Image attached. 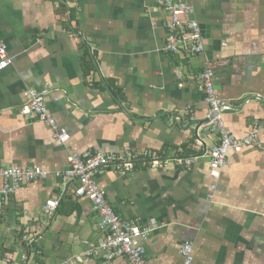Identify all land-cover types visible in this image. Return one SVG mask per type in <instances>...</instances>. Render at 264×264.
Returning a JSON list of instances; mask_svg holds the SVG:
<instances>
[{"label": "crops", "instance_id": "1", "mask_svg": "<svg viewBox=\"0 0 264 264\" xmlns=\"http://www.w3.org/2000/svg\"><path fill=\"white\" fill-rule=\"evenodd\" d=\"M178 1L194 8L201 54L165 50L168 16L156 0H0V41L11 58L0 71V166L49 173L0 200V264L21 253L26 233L27 264H103L76 260L85 240L101 236L100 216L76 195L77 180L56 173L71 153L125 147L195 159L96 173L122 220L157 223L147 264H184L185 242L191 264H264V0ZM205 66L217 75L227 128L258 134V144L229 151L217 180L208 153L219 135L198 78ZM29 88L48 89L66 141L21 114ZM50 199L58 201L52 217L43 212Z\"/></svg>", "mask_w": 264, "mask_h": 264}, {"label": "built area", "instance_id": "2", "mask_svg": "<svg viewBox=\"0 0 264 264\" xmlns=\"http://www.w3.org/2000/svg\"><path fill=\"white\" fill-rule=\"evenodd\" d=\"M156 3L163 7L168 16L165 50L186 56L201 54L204 50L203 36L199 23L193 16L194 8L178 0H156ZM10 64L11 58L7 54L6 46L0 41V71L9 67ZM198 78L204 88L205 101L212 114L210 128L219 135L218 143L213 145L208 153L209 174L217 180L226 164L229 151L240 152L247 146L258 144V134L256 130H253L247 136L241 138L235 136L227 128L223 119L224 102L217 94L215 71L210 66H205L198 73ZM47 94L48 89L41 91L27 89L26 100L20 112L26 117H34L48 124L54 136L64 142L68 137L67 130L59 127L49 112L46 102ZM194 160L193 157L166 159L150 150L137 151L130 147L120 151L85 150L81 153L69 154L67 157L69 167L63 172H57L56 175L67 180H77L76 195L90 200L94 210L100 216L101 236L96 240H85L83 242L85 249L81 255L76 256V260L100 259L103 264H147L145 242L157 226L155 220H151L148 225L122 220L108 202L105 189L97 183L95 179L97 172L107 169L130 170L138 161H144L153 166H159L162 162L190 166ZM48 175L49 173L44 170L0 166V200L8 199L24 184L45 179ZM215 187L216 184L211 185L212 190ZM57 208L58 201L50 199L46 201L43 212L46 216L52 217ZM21 240V253H18L16 257L5 253L1 259L3 264H27L33 249L32 235L26 233ZM180 253L184 264L192 263L194 259L192 244L185 242Z\"/></svg>", "mask_w": 264, "mask_h": 264}]
</instances>
